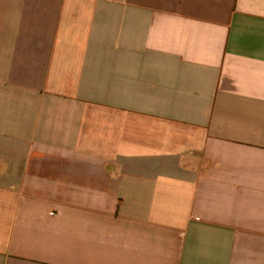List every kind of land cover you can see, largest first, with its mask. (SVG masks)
I'll use <instances>...</instances> for the list:
<instances>
[{"label":"crops","instance_id":"obj_1","mask_svg":"<svg viewBox=\"0 0 264 264\" xmlns=\"http://www.w3.org/2000/svg\"><path fill=\"white\" fill-rule=\"evenodd\" d=\"M0 264H264V0H0Z\"/></svg>","mask_w":264,"mask_h":264}]
</instances>
